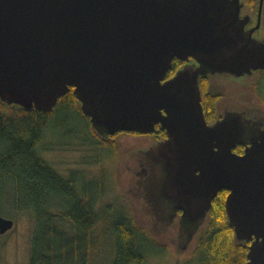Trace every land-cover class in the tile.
<instances>
[{
    "label": "water",
    "instance_id": "water-1",
    "mask_svg": "<svg viewBox=\"0 0 264 264\" xmlns=\"http://www.w3.org/2000/svg\"><path fill=\"white\" fill-rule=\"evenodd\" d=\"M244 9L242 0H0V101L48 113L73 90L105 141L160 125L166 140L128 154L153 231L182 210L181 256L228 191L235 239L250 243L246 264H264V113L220 101L223 119L209 124L201 89L203 78L264 71V37L253 36L264 0L250 30ZM175 59L195 64L167 79ZM14 227L0 215V238Z\"/></svg>",
    "mask_w": 264,
    "mask_h": 264
},
{
    "label": "trees",
    "instance_id": "trees-1",
    "mask_svg": "<svg viewBox=\"0 0 264 264\" xmlns=\"http://www.w3.org/2000/svg\"><path fill=\"white\" fill-rule=\"evenodd\" d=\"M242 1L245 9H258L260 0ZM177 64L174 61V68ZM171 75L170 71L168 77ZM206 86L202 84L203 107L209 113L213 102ZM65 112L69 113V122H56L55 117ZM52 132L67 140L90 135L100 155L115 151L110 139L107 143L101 141L90 118L82 113L73 90L48 113L27 111L0 101V215L34 213L30 264H91L93 251L102 245L107 234L103 229L107 222L114 238L110 264H147L148 250L165 252L166 246L131 218L123 214L106 217L105 208L96 207L105 196L106 172L102 171L96 181L88 179L84 170L64 176L42 158L40 151L45 149ZM227 195L228 191H222L213 202L208 224L197 237L195 264L248 261L250 243H238L235 239L225 208Z\"/></svg>",
    "mask_w": 264,
    "mask_h": 264
},
{
    "label": "rangeland",
    "instance_id": "rangeland-1",
    "mask_svg": "<svg viewBox=\"0 0 264 264\" xmlns=\"http://www.w3.org/2000/svg\"><path fill=\"white\" fill-rule=\"evenodd\" d=\"M250 12L251 9L243 10V14ZM258 37L261 36L258 35ZM259 72L252 77H246V79H233L237 80L235 87H228V89L238 93V97L231 100L233 103L248 109H255L257 113L263 114L264 72ZM225 81H227L226 78L217 79V83L224 87L225 85L222 83H226ZM224 94L228 96L226 90ZM59 120L68 123L69 113L58 114L55 121ZM109 139L111 146L115 147V151H107L100 155V151L94 146L95 139L90 135H80L78 139L67 140L52 132L48 136L45 149L40 151V155L64 176L70 175L73 171L84 170V173L88 174V179L96 181L102 171L106 172L105 196L97 201L96 207L105 208L106 217L123 214L131 218L137 226L154 233L157 238L150 232L161 245L166 246L165 252L148 250L147 264H195L193 251L197 238L190 244L188 251L186 250L185 253L183 251L184 254L181 256L177 255L180 236L179 220L172 221V224L166 229L158 230L155 233L153 231L154 219L147 210L148 203L142 193L139 196L135 190V183L139 180L137 175L139 165H136V161L128 160V154L140 148L149 147L156 143L155 139L151 136L143 137L137 133L125 132L110 136ZM78 187L82 194L81 186ZM149 209L151 208L149 207ZM152 209L157 213L153 206ZM7 210L9 209L7 208ZM10 215L5 218L14 220L15 227L0 240V264H30L32 238L36 226L35 215L33 212L11 213ZM154 217L155 221L161 220L160 217ZM103 229L107 234L103 236L102 245L93 251L91 264H110L114 256V238L108 222Z\"/></svg>",
    "mask_w": 264,
    "mask_h": 264
},
{
    "label": "flooded vegetation",
    "instance_id": "flooded-vegetation-1",
    "mask_svg": "<svg viewBox=\"0 0 264 264\" xmlns=\"http://www.w3.org/2000/svg\"><path fill=\"white\" fill-rule=\"evenodd\" d=\"M258 10H259V7H258V9L253 8V9H251L250 14L247 13V14H249L251 16V20H252V22L247 27V30H250V29H252L253 27H255L257 25V21H258V17H259ZM258 35H260L261 37H258ZM253 36L255 38H259V39L264 37V10H263V13H262V16H261V28L259 30L255 31ZM174 61L178 62V64L176 65V68H174ZM174 61H173V68L171 70V73L173 72V75L176 73L177 70L185 67L186 65L195 64V60H193V59H190L188 61H180V60H176L175 59ZM262 72H264V71H262ZM258 73H260V72L258 71ZM173 75H171L170 77L167 76V79L171 78ZM217 79L218 78L215 77V76H210V78H203L202 83H201L202 92L204 91L203 87H202V84L203 83L207 84L206 93H208L210 95V98H211V100L213 102L212 110L209 113L205 112V109H204L205 116H206L207 122L209 124L215 123V122L223 119V114H225V109H223V108L222 109H218L217 108V105H218V103H220V101H226L228 99L235 100L238 97L237 96L238 93H234V92L231 91V89H228V87H235V84H236L235 81H237V80H233V79L242 80V79H246V77H242V78L228 77V78H226L227 79V81H225L226 83H222V84L225 85L226 89H225V87L223 85L217 83ZM222 79H225V78H222ZM240 86H242V85H240ZM225 90L227 91V95L228 96H225V94H224ZM256 118H259V114L257 115ZM138 135H140V134H138ZM144 136L153 137L155 139L156 143L159 142V141L161 142L163 140H166L167 137H168L167 136V132L165 130H163L160 125H158L156 127V132L154 134L143 135V137ZM101 141L103 143H107L108 142V141H105L103 139H101ZM246 147L247 146L245 144H239V145H237L234 148L233 151L236 154H238V155H242V154H244ZM182 215H183V211L182 210H177L175 212L174 221L178 219L179 222H180L181 219H182ZM1 238H0V240H1Z\"/></svg>",
    "mask_w": 264,
    "mask_h": 264
},
{
    "label": "clouds",
    "instance_id": "clouds-1",
    "mask_svg": "<svg viewBox=\"0 0 264 264\" xmlns=\"http://www.w3.org/2000/svg\"><path fill=\"white\" fill-rule=\"evenodd\" d=\"M259 7V6H258Z\"/></svg>",
    "mask_w": 264,
    "mask_h": 264
}]
</instances>
